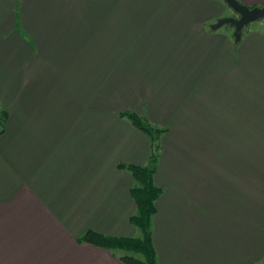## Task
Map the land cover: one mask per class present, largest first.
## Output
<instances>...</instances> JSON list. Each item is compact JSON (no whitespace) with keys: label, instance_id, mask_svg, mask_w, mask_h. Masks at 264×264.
<instances>
[{"label":"crops","instance_id":"0c3cea01","mask_svg":"<svg viewBox=\"0 0 264 264\" xmlns=\"http://www.w3.org/2000/svg\"><path fill=\"white\" fill-rule=\"evenodd\" d=\"M250 7L264 0H238ZM130 3L136 10H130ZM223 0H0V264H123L134 180L166 128L158 264L264 261V29Z\"/></svg>","mask_w":264,"mask_h":264},{"label":"trees","instance_id":"16d2710c","mask_svg":"<svg viewBox=\"0 0 264 264\" xmlns=\"http://www.w3.org/2000/svg\"><path fill=\"white\" fill-rule=\"evenodd\" d=\"M120 116L143 131L150 140V153L144 165L120 166L133 176L134 183L130 189V196L136 205V211L130 217V222L138 229L140 236L119 237L87 231L78 241L102 247L114 254L120 252L118 258L123 264H158L153 242V217L157 211L156 202L163 189L156 184L155 174L162 151L161 139L167 129L152 124L145 117L132 111H123ZM7 117V112L0 107V134L4 132Z\"/></svg>","mask_w":264,"mask_h":264},{"label":"water","instance_id":"95a60500","mask_svg":"<svg viewBox=\"0 0 264 264\" xmlns=\"http://www.w3.org/2000/svg\"><path fill=\"white\" fill-rule=\"evenodd\" d=\"M223 1L234 11L236 17L221 18L212 25V29L216 30L226 25L232 27L234 29L233 37L236 43L241 40L243 30L246 26L251 22L264 19V6L250 7L240 3L238 0Z\"/></svg>","mask_w":264,"mask_h":264},{"label":"rangeland","instance_id":"374dc122","mask_svg":"<svg viewBox=\"0 0 264 264\" xmlns=\"http://www.w3.org/2000/svg\"><path fill=\"white\" fill-rule=\"evenodd\" d=\"M130 10H136L135 8V5L133 3H130ZM230 13H234V12H230ZM264 29V19H260V20H257V21H254V22H251L248 26H246L245 30L247 29ZM140 236V232L138 231V234L136 235V237H139ZM259 264H262L259 263Z\"/></svg>","mask_w":264,"mask_h":264}]
</instances>
